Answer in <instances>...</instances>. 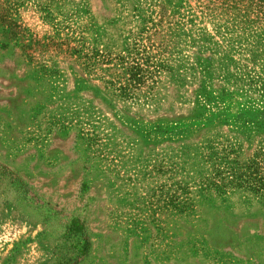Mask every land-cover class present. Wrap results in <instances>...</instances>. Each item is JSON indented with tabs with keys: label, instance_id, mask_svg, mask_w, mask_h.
Returning <instances> with one entry per match:
<instances>
[{
	"label": "rangeland",
	"instance_id": "obj_1",
	"mask_svg": "<svg viewBox=\"0 0 264 264\" xmlns=\"http://www.w3.org/2000/svg\"><path fill=\"white\" fill-rule=\"evenodd\" d=\"M0 264H264V0H0Z\"/></svg>",
	"mask_w": 264,
	"mask_h": 264
}]
</instances>
